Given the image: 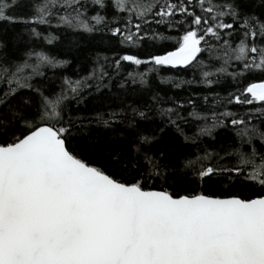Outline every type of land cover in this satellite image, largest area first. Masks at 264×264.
<instances>
[{
	"label": "snow or ice",
	"instance_id": "1",
	"mask_svg": "<svg viewBox=\"0 0 264 264\" xmlns=\"http://www.w3.org/2000/svg\"><path fill=\"white\" fill-rule=\"evenodd\" d=\"M0 264H264V0H0Z\"/></svg>",
	"mask_w": 264,
	"mask_h": 264
}]
</instances>
